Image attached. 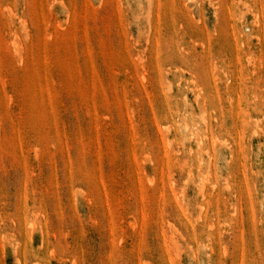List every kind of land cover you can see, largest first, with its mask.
I'll list each match as a JSON object with an SVG mask.
<instances>
[{
	"label": "rangeland",
	"instance_id": "1",
	"mask_svg": "<svg viewBox=\"0 0 264 264\" xmlns=\"http://www.w3.org/2000/svg\"><path fill=\"white\" fill-rule=\"evenodd\" d=\"M0 264H264V0H0Z\"/></svg>",
	"mask_w": 264,
	"mask_h": 264
}]
</instances>
